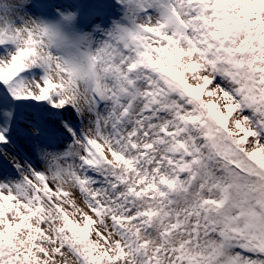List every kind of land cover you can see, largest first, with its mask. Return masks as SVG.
<instances>
[{"label":"snow or ice","instance_id":"obj_1","mask_svg":"<svg viewBox=\"0 0 264 264\" xmlns=\"http://www.w3.org/2000/svg\"><path fill=\"white\" fill-rule=\"evenodd\" d=\"M0 264H264V0H0Z\"/></svg>","mask_w":264,"mask_h":264}]
</instances>
